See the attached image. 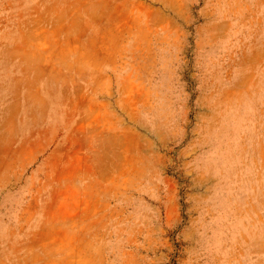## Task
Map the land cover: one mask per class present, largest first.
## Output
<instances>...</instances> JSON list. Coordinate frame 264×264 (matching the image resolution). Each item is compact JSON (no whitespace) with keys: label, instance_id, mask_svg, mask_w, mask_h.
<instances>
[{"label":"rangeland","instance_id":"374dc122","mask_svg":"<svg viewBox=\"0 0 264 264\" xmlns=\"http://www.w3.org/2000/svg\"><path fill=\"white\" fill-rule=\"evenodd\" d=\"M0 264H264V0H0Z\"/></svg>","mask_w":264,"mask_h":264}]
</instances>
